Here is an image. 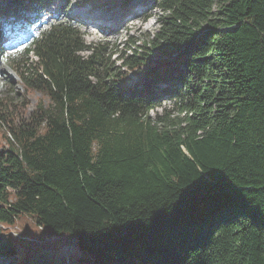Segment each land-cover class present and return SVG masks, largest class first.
Returning a JSON list of instances; mask_svg holds the SVG:
<instances>
[{
  "label": "trees",
  "instance_id": "obj_1",
  "mask_svg": "<svg viewBox=\"0 0 264 264\" xmlns=\"http://www.w3.org/2000/svg\"><path fill=\"white\" fill-rule=\"evenodd\" d=\"M53 1L0 0V39ZM153 1L120 64L71 20L5 55L50 104L1 112L0 255L30 215L76 264H264V0Z\"/></svg>",
  "mask_w": 264,
  "mask_h": 264
},
{
  "label": "rangeland",
  "instance_id": "obj_2",
  "mask_svg": "<svg viewBox=\"0 0 264 264\" xmlns=\"http://www.w3.org/2000/svg\"><path fill=\"white\" fill-rule=\"evenodd\" d=\"M153 3V0H131L124 6L122 3L115 4L108 0H101L95 5L86 0H71L68 4L53 1L44 12L41 21L46 22L41 28L47 26L50 20H71L79 26L88 43L106 44L108 52L112 54V60L120 64L122 60L118 57L124 51L133 49L128 47L131 37L140 43L148 33L157 28L159 10L154 8ZM38 28L34 29L36 33L40 31ZM29 31L24 27L7 29L4 39L0 41V117L9 108L28 118L39 106L43 108L50 104V99L44 92L24 85L19 74L5 59L6 54L11 55L16 49L14 47L18 48L23 41L30 40L34 33ZM26 33L28 34L25 35ZM136 45L138 44L134 46ZM129 73L130 83L138 78V70L129 69ZM166 101L168 103L163 104L169 107L170 101ZM163 104L156 110L162 111ZM156 110L151 111V114L155 115ZM3 128L7 129L4 126ZM1 145H7L5 137ZM3 229L5 233L2 232V235H10L15 240L19 253L15 256L0 255L1 264H58L63 258L67 260V264H76L78 256L85 255L76 239L70 241L65 233L56 232L47 226L41 227L30 215L22 216L15 224L3 226ZM83 262L90 263L89 253H86Z\"/></svg>",
  "mask_w": 264,
  "mask_h": 264
},
{
  "label": "bare ground",
  "instance_id": "obj_3",
  "mask_svg": "<svg viewBox=\"0 0 264 264\" xmlns=\"http://www.w3.org/2000/svg\"><path fill=\"white\" fill-rule=\"evenodd\" d=\"M131 23L133 24L134 22L132 21Z\"/></svg>",
  "mask_w": 264,
  "mask_h": 264
}]
</instances>
